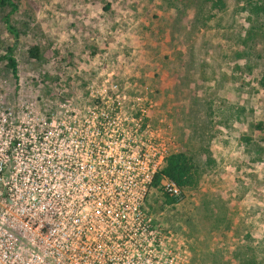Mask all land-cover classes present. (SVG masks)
I'll use <instances>...</instances> for the list:
<instances>
[{
    "label": "rangeland",
    "instance_id": "374dc122",
    "mask_svg": "<svg viewBox=\"0 0 264 264\" xmlns=\"http://www.w3.org/2000/svg\"><path fill=\"white\" fill-rule=\"evenodd\" d=\"M256 1L19 0L18 81L3 58L14 44L10 9L0 7L5 100L52 119L58 103L110 77L141 96L168 156H193L196 186L167 198L163 180L142 205L159 232L174 234L179 264H264V27L248 18ZM35 43L63 59L31 58Z\"/></svg>",
    "mask_w": 264,
    "mask_h": 264
},
{
    "label": "built area",
    "instance_id": "2783aa9c",
    "mask_svg": "<svg viewBox=\"0 0 264 264\" xmlns=\"http://www.w3.org/2000/svg\"><path fill=\"white\" fill-rule=\"evenodd\" d=\"M131 96L99 77L46 119L0 93V264H179L142 208L168 143Z\"/></svg>",
    "mask_w": 264,
    "mask_h": 264
},
{
    "label": "trees",
    "instance_id": "16d2710c",
    "mask_svg": "<svg viewBox=\"0 0 264 264\" xmlns=\"http://www.w3.org/2000/svg\"><path fill=\"white\" fill-rule=\"evenodd\" d=\"M210 1L212 2V6L215 8L225 5V2H223V0ZM19 5V0H0L1 8L7 7L10 9V11L4 16V22L6 24L8 32L14 38V44L6 47L3 58L7 61L8 67L14 75L16 81L19 80L18 61L14 55V52L20 38V32L12 19V14L18 11ZM248 18L250 20L249 22H251L252 18H255L256 21L260 23V27H264V0H259L250 3V8L248 10ZM251 32L252 31H249V33ZM52 51L54 52L53 55H56L57 59H63V55L60 51ZM28 52L31 58L39 61L49 60L46 58L52 55H50V53H53L50 52L49 55L45 54L42 51L41 46L37 43L31 45ZM261 84L264 87V76L261 79ZM258 127L262 128V125H258ZM163 180H173L181 189V191L185 188L196 186L198 183V171L193 156L187 155L183 152L169 154V156L166 158L165 165L155 175L152 188H159ZM164 195L167 198L170 197L169 193L164 192ZM147 212L149 213L148 210Z\"/></svg>",
    "mask_w": 264,
    "mask_h": 264
}]
</instances>
